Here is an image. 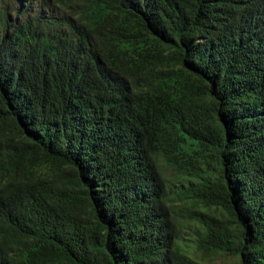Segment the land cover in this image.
<instances>
[{
    "label": "trees",
    "instance_id": "trees-1",
    "mask_svg": "<svg viewBox=\"0 0 264 264\" xmlns=\"http://www.w3.org/2000/svg\"><path fill=\"white\" fill-rule=\"evenodd\" d=\"M203 254L264 264V0H0V264Z\"/></svg>",
    "mask_w": 264,
    "mask_h": 264
},
{
    "label": "rangeland",
    "instance_id": "rangeland-1",
    "mask_svg": "<svg viewBox=\"0 0 264 264\" xmlns=\"http://www.w3.org/2000/svg\"><path fill=\"white\" fill-rule=\"evenodd\" d=\"M166 176V175H165ZM173 183V180H170L168 177H166V185L167 187H170L173 189L171 184ZM170 204H172V210L176 211L177 207L176 205L179 204L178 199L175 196L171 197V200L169 201ZM177 223L181 225L182 222L186 221V219L180 215V213L175 214ZM187 224H190L191 222H186ZM185 232H188L187 229H183ZM182 236L186 237V234L183 233ZM200 260L204 264H238V261L236 258L233 256L229 255H208V254H203L200 256Z\"/></svg>",
    "mask_w": 264,
    "mask_h": 264
}]
</instances>
